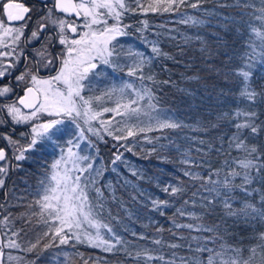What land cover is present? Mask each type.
I'll list each match as a JSON object with an SVG mask.
<instances>
[{
	"label": "snow or ice",
	"instance_id": "snow-or-ice-1",
	"mask_svg": "<svg viewBox=\"0 0 264 264\" xmlns=\"http://www.w3.org/2000/svg\"><path fill=\"white\" fill-rule=\"evenodd\" d=\"M207 2L148 0L145 4V0H39V9H36L8 0L2 5L7 19L0 18V126L26 125L27 128L19 131L18 136L0 133V141L5 142L0 144V189L6 188L10 172L23 167L19 162L31 159L33 153H47L51 149L48 154L53 158L39 165L42 171L38 174L31 200L16 196L18 205L0 202V264H12L13 261L16 264H36L43 252L60 245L72 248L84 245L113 255L123 253L136 261L143 259L145 264L152 261L177 264L175 252L169 259L153 255L154 250L147 247L133 254L129 249L130 242L105 222L108 198L104 188L99 186V178L105 169L96 166L100 153L98 145L113 142L110 145L111 164L115 166L118 161L126 163L124 152L136 155L134 149L143 143L152 145L145 150L148 155L165 150L166 146L160 140L168 139L167 135L149 137L147 133H164L165 130L185 127L160 107L158 93L163 90L162 86L173 82L170 79L159 80L152 68L155 59L173 57L156 42L147 41L142 36L150 47V54L128 49L127 57L130 59L122 62L124 46L119 38L130 35L128 30L133 25L125 23L129 15L179 12L181 8L210 14L202 7ZM218 6L238 10L241 20L245 16L249 18L245 21L248 51L241 58L242 66L233 70L239 78V100L247 108H237L225 114L233 121L235 129L227 139L228 148L234 147L244 155L231 161L226 159L222 168L211 169L209 165L207 176L188 169L183 171L189 181L199 182L193 197L200 196L202 211L196 214L181 207L177 208V214L203 221L205 216H212L219 209L220 219L211 224L193 225L178 223L173 217L175 228L207 233L205 236H193L195 247L189 244V255L179 256L178 260L179 264H264V243L245 250L223 242L224 235H230L232 226L264 222V152L249 142L250 137L258 138L264 132V121L256 111V107L264 103V91H257L252 83L254 66L264 64V0H259L258 4L256 0H231L230 4L225 2ZM29 13H34V16ZM181 16H186L181 21L183 23H203L186 13H181ZM33 20L34 24L29 29V22ZM14 21L23 23L12 24ZM139 24L142 27L135 28V31L142 34L148 28V21L140 20ZM30 45V51L26 50ZM225 57L226 60L231 59L227 53ZM101 65L113 71L126 72L128 77L135 79L97 92L93 81L104 75L103 71H96ZM53 69L55 75H41L42 70L51 72ZM227 79L225 74L226 82ZM18 88L22 95L17 94ZM106 114L110 115L106 117ZM16 131V127H12V133ZM221 141L218 152L223 151V138ZM89 150L96 154L92 155ZM224 154L231 156L230 151ZM181 163L188 165L192 161L183 159ZM112 170L116 171V168ZM221 172L224 173L222 179ZM132 175L136 176L137 171L132 170ZM107 187L115 200V190L111 185ZM200 188L211 195H201ZM162 191L178 198L185 194L186 185L180 181L165 186ZM237 193L243 194L239 201ZM12 195L15 194L6 190L5 200ZM189 203V200H184V205ZM191 203L196 204L195 200ZM152 205L153 210L171 206L168 200L159 199H153ZM14 206L24 210L13 213L10 209ZM164 214L160 210V215ZM229 219L232 225L228 224ZM157 231L163 232L164 229L158 228ZM30 232H33L31 238ZM132 235L137 236V233ZM172 235L184 238L176 232ZM138 239L147 240L148 237L141 234ZM259 240L264 241V232L259 234ZM151 243L162 245L164 242L152 239ZM167 247L176 249L184 245L168 243ZM13 250L33 254L34 259L25 261L24 257L12 255ZM63 256V264H89L90 260L92 264H110L102 257H86L79 251L75 253L79 261L70 259L66 252Z\"/></svg>",
	"mask_w": 264,
	"mask_h": 264
},
{
	"label": "trees",
	"instance_id": "trees-1",
	"mask_svg": "<svg viewBox=\"0 0 264 264\" xmlns=\"http://www.w3.org/2000/svg\"><path fill=\"white\" fill-rule=\"evenodd\" d=\"M148 0H145L147 4ZM231 3V0H208L202 7L205 11H197L191 8H181L179 12H148L129 15L125 23L133 25L128 31L129 36L120 37L123 44L121 50V61L130 59L127 57L128 49L141 51L150 54V47L144 42L154 41L164 52L173 59L159 58L153 61L152 68L159 80L170 79L173 83L162 86L163 90L158 93L161 97L160 107L166 115L181 121L185 127L181 129L165 130L161 132H149V137H163L160 143L166 146L163 152L157 151L150 155L145 151L152 147L143 143L138 145L134 151L137 153L124 152L126 163L118 161L114 166L111 164L112 150L111 143L108 145L99 143V158L97 167L103 166L105 171L99 178V186L104 188L108 198L105 211V222H109L114 230L124 240L129 241V249L133 254L145 247L154 250L153 255H163L166 259L172 258V253L177 254V264L179 256H187L188 245L195 247L193 236H205L207 233H200L186 228H175L173 217L176 222L184 224H211L220 219V210L212 216H205L203 221H198L187 216H179L177 208L183 207L186 212L200 214V196L193 197V193L199 188V182L189 181L183 175L185 169L196 171L207 176L209 165L211 169L222 168L224 161H231L235 157H242L243 152L228 148L227 139L235 131L232 126L233 121L225 114L232 113L237 108L246 110L247 106L239 100V78L234 75L233 70L242 66V57L247 49L248 29L245 21L241 20L238 10L231 7H219L218 4ZM259 0H256L258 4ZM181 13L192 15L202 20L203 23L193 25L191 22L183 23ZM148 21V28L142 34L135 31V28L142 27L140 20ZM258 24V22H256ZM205 49V50H202ZM225 53L231 57L226 60ZM96 71H103L104 75L93 81L97 92L110 88L113 85L119 86L123 81L134 80L128 77L126 72L113 71L112 68L101 65ZM227 74V82L225 80ZM139 83L138 81H136ZM253 86L257 91H264V64L257 63L253 68ZM260 113V119L264 121V103L256 107ZM110 114H106V117ZM243 120V117L240 118ZM215 125V126H213ZM221 138H223V151L221 148ZM203 141V143H201ZM250 143H255L264 152V132L258 138L250 137ZM83 147V145H82ZM143 148L144 150H141ZM51 149L47 153L41 151L32 154V158L19 162L23 167L13 172L9 191L14 193L6 203L17 204L15 197L24 196L31 200L36 188L39 176L42 171L39 165L46 160L51 161L53 155ZM92 155L96 153L89 150ZM123 151V149L121 150ZM230 151L231 156L224 153ZM184 153L188 155L185 156ZM58 154V152H57ZM43 157V158H42ZM166 157V160L161 159ZM189 159L191 164H183L181 160ZM197 165H201L197 167ZM113 167L116 171H113ZM132 170L137 171V175H132ZM221 172L220 178H223ZM216 179V177H213ZM184 181L186 192L181 197H170L162 189L169 184H176ZM239 181L237 180V183ZM108 185L115 190L116 199L113 200L108 190ZM211 187V185H208ZM200 194L211 195L200 188ZM237 200L243 198L242 193L236 194ZM168 200L169 207L160 209L164 215H160V210H153L152 200ZM258 200V197L256 198ZM184 200H189L188 205H184ZM195 200V206L191 201ZM27 201H25L26 203ZM13 213H20L24 209L14 206L10 209ZM111 213V216L108 213ZM114 217V219H113ZM232 225V220H228ZM19 227V222H17ZM158 228H163V232H158ZM171 229L172 231H169ZM35 231V229L33 230ZM137 233L133 236L132 233ZM172 232L181 234L184 238L178 239ZM229 234L224 235L225 243L243 247L247 250L264 241L259 240V234L264 232V222L253 221L250 225L240 223L229 228ZM145 235L147 240L138 239L139 235ZM30 238L33 232L29 233ZM152 239H161L162 245L151 243ZM168 243H178L184 247L171 249ZM215 247L218 248V245ZM259 251V248L257 249ZM7 251V250H6ZM83 252L85 256L93 258L102 257L110 264H145L144 260L136 261L126 257L123 253L116 255L104 253L98 249L77 245L72 248L69 245H60L43 252L41 259L36 264H63V253H68L69 258L79 257L75 253ZM12 254L24 257V260L34 259L33 254L13 250ZM59 254V255H58ZM245 251V257H247ZM206 255V254H205ZM258 259V258H257ZM12 264H16L13 262ZM89 264H92L90 260ZM149 264H161L160 261H152Z\"/></svg>",
	"mask_w": 264,
	"mask_h": 264
},
{
	"label": "flooded vegetation",
	"instance_id": "flooded-vegetation-1",
	"mask_svg": "<svg viewBox=\"0 0 264 264\" xmlns=\"http://www.w3.org/2000/svg\"><path fill=\"white\" fill-rule=\"evenodd\" d=\"M8 2V0H0V18H3L5 21L7 19L6 17V14L3 12V7L2 5L4 3ZM12 2L14 3H23L25 4V6H28V7H32V8H36V9H39V0H12ZM29 15H33L34 16V13H29ZM19 23H23V21H19V22H12V24H19ZM34 24V20L33 21H30L29 22V29L33 26ZM26 34H28L27 30H26ZM60 46L57 45V48H59ZM31 49V45L28 47V51H30ZM41 75L42 76H48V75H55V70L53 69L51 72H48L47 70H42L41 71ZM17 94L19 95H22V90L21 89H17L16 90ZM12 127H16V133H12ZM27 128V126H10V125H6V126H0V133H10V134H13V135H16L18 136V133L19 131H23ZM2 143H5L3 141H0V144ZM13 172H10L9 174V177L6 179V188L5 189H0V202H4L6 203L7 200H5L4 198V192L7 190L9 191V188H10V184H11V181H12V177H13ZM8 251V250H7Z\"/></svg>",
	"mask_w": 264,
	"mask_h": 264
},
{
	"label": "rangeland",
	"instance_id": "rangeland-1",
	"mask_svg": "<svg viewBox=\"0 0 264 264\" xmlns=\"http://www.w3.org/2000/svg\"><path fill=\"white\" fill-rule=\"evenodd\" d=\"M12 255L17 256V255H15V254H12ZM13 262H15V261H13ZM13 262H12V263H13Z\"/></svg>",
	"mask_w": 264,
	"mask_h": 264
}]
</instances>
